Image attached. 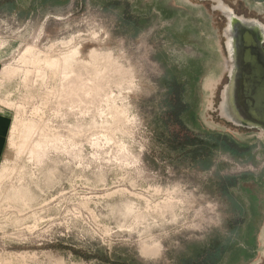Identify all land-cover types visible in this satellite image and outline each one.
Returning a JSON list of instances; mask_svg holds the SVG:
<instances>
[{
    "label": "rangeland",
    "instance_id": "374dc122",
    "mask_svg": "<svg viewBox=\"0 0 264 264\" xmlns=\"http://www.w3.org/2000/svg\"><path fill=\"white\" fill-rule=\"evenodd\" d=\"M216 5L0 0V264H264V132L221 111Z\"/></svg>",
    "mask_w": 264,
    "mask_h": 264
},
{
    "label": "bare ground",
    "instance_id": "6f19581e",
    "mask_svg": "<svg viewBox=\"0 0 264 264\" xmlns=\"http://www.w3.org/2000/svg\"><path fill=\"white\" fill-rule=\"evenodd\" d=\"M221 10L229 20L225 34L228 39L227 44L230 53V73L234 80L224 92L221 111L226 117L238 123L247 121L249 125L260 127L264 132V116L261 111H258L255 104L256 100L249 72L247 69L240 70L238 68L243 47L239 31L249 32L257 38H260V36L264 38V26L259 20L237 15L232 8ZM241 73L244 74L243 78L240 77ZM235 77H238L237 80Z\"/></svg>",
    "mask_w": 264,
    "mask_h": 264
},
{
    "label": "flooded vegetation",
    "instance_id": "af4514ba",
    "mask_svg": "<svg viewBox=\"0 0 264 264\" xmlns=\"http://www.w3.org/2000/svg\"><path fill=\"white\" fill-rule=\"evenodd\" d=\"M217 5H216V8L218 9H227V8H232L231 6H229L228 4H226L223 0H214ZM233 9V8H232ZM234 10V9H233ZM222 11V10H221ZM235 11V10H234ZM223 12V11H222ZM224 13V12H223ZM236 13V12H235ZM237 14V13H236ZM224 15L226 16V14L224 13ZM238 15V14H237ZM240 16V15H239ZM226 19L227 21L229 22L228 20V17L226 16ZM257 20V19H256ZM261 22V21H260ZM262 23V22H261ZM262 25L264 26V23H262ZM228 26V24H227ZM239 37L241 38L242 37V34L246 37H244L243 39H241L243 42V47H242V50H241V62L238 63V68L241 70L243 69H248V67L246 68V65L245 63H247V61H245V58L244 56H249V62L253 63L256 61V58H258L259 54L263 51L264 52V38L262 36H260V38H257L255 36H253L252 34L250 33H244V31H239ZM240 75H243L242 73ZM230 83L229 85L233 82V78L230 74ZM236 80L238 77H235ZM243 123H247L249 124L247 121H244Z\"/></svg>",
    "mask_w": 264,
    "mask_h": 264
},
{
    "label": "water",
    "instance_id": "95a60500",
    "mask_svg": "<svg viewBox=\"0 0 264 264\" xmlns=\"http://www.w3.org/2000/svg\"><path fill=\"white\" fill-rule=\"evenodd\" d=\"M244 33L246 32L244 31ZM244 37L246 36L242 34L241 39ZM244 58L245 61H247V63H245L246 68L248 67L249 69V78L252 83L253 93L256 100L255 104L258 111H261L262 115L264 116V52L262 51L258 58H256V61L253 63L249 62L248 55L244 56ZM240 77L243 78L244 74L240 75Z\"/></svg>",
    "mask_w": 264,
    "mask_h": 264
},
{
    "label": "crops",
    "instance_id": "0c3cea01",
    "mask_svg": "<svg viewBox=\"0 0 264 264\" xmlns=\"http://www.w3.org/2000/svg\"><path fill=\"white\" fill-rule=\"evenodd\" d=\"M0 114H2V116L4 117V121H5L4 129L2 131H0V153H1L2 147H3V142H4V135L6 134V131H7L8 126H9V118L5 114H3L1 111H0Z\"/></svg>",
    "mask_w": 264,
    "mask_h": 264
},
{
    "label": "trees",
    "instance_id": "16d2710c",
    "mask_svg": "<svg viewBox=\"0 0 264 264\" xmlns=\"http://www.w3.org/2000/svg\"><path fill=\"white\" fill-rule=\"evenodd\" d=\"M186 145H188V144H185V145H183L184 146V148L186 147ZM200 144H198L197 146H199ZM200 147V146H199ZM196 152H199V153H201L202 152V148H199V149H197V151Z\"/></svg>",
    "mask_w": 264,
    "mask_h": 264
}]
</instances>
